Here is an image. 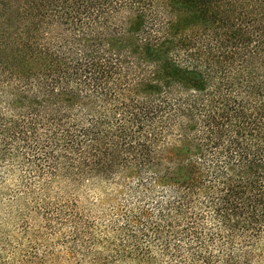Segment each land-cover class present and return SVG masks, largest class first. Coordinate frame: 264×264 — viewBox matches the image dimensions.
<instances>
[{
	"label": "trees",
	"instance_id": "trees-1",
	"mask_svg": "<svg viewBox=\"0 0 264 264\" xmlns=\"http://www.w3.org/2000/svg\"><path fill=\"white\" fill-rule=\"evenodd\" d=\"M6 203L29 264H264V0H0Z\"/></svg>",
	"mask_w": 264,
	"mask_h": 264
},
{
	"label": "rangeland",
	"instance_id": "rangeland-1",
	"mask_svg": "<svg viewBox=\"0 0 264 264\" xmlns=\"http://www.w3.org/2000/svg\"><path fill=\"white\" fill-rule=\"evenodd\" d=\"M5 205L0 212V264H29L36 262L35 257H42L48 252L64 255L63 239H29V234L22 229V217L25 212L19 211V205ZM36 225V219H30ZM63 253V254H62ZM34 255V256H30ZM70 264V263H65Z\"/></svg>",
	"mask_w": 264,
	"mask_h": 264
}]
</instances>
